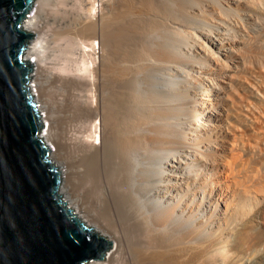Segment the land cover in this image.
<instances>
[{"label":"bare ground","instance_id":"1","mask_svg":"<svg viewBox=\"0 0 264 264\" xmlns=\"http://www.w3.org/2000/svg\"><path fill=\"white\" fill-rule=\"evenodd\" d=\"M25 28L59 193L110 243L88 264H257L231 163L239 128L264 151V0H34Z\"/></svg>","mask_w":264,"mask_h":264},{"label":"water","instance_id":"2","mask_svg":"<svg viewBox=\"0 0 264 264\" xmlns=\"http://www.w3.org/2000/svg\"><path fill=\"white\" fill-rule=\"evenodd\" d=\"M34 0H0V264H88L110 243L66 207L30 91Z\"/></svg>","mask_w":264,"mask_h":264},{"label":"rangeland","instance_id":"3","mask_svg":"<svg viewBox=\"0 0 264 264\" xmlns=\"http://www.w3.org/2000/svg\"><path fill=\"white\" fill-rule=\"evenodd\" d=\"M234 121V120H233ZM235 124H237L236 122H235ZM240 125V124H239ZM239 125L238 126H236V127H238L239 128ZM241 126V125H240ZM242 127V126H241ZM240 129V128H239ZM239 129H237V130H235V133L237 132V135L239 134L240 135V137H239V135H238V138L241 140L240 142H242L241 144L239 143L236 147H238V148H236V150H239V151H237V153H235V155L237 154V155H239V158L237 157V156H235L236 157V160L234 159V158H232L233 160H235L234 161V164H233V160L231 159V167L233 166V168L235 167L236 169H238V171L240 172H238V171H236V169H234L235 170V172H237V174H242V177L243 178H245V174H246V178H249L248 179V183H251L250 181H252V183L251 184H254L255 186H254V188H252V189H250V191L251 192H253L252 193V195L251 196H253V197H255V200L259 203V205H261L260 206V208L262 209V212L264 211V151H262L263 149H261V151L259 152V150H257L255 147H252V146H254V145H256L257 143L256 142H260L261 140H262V135L263 134H261L260 136H259V138H261V139H259V140H255V139H253V138H255V135H254V132L253 131H248L247 129L245 130V128L243 129V127H242V129H240V132H242V134H243V136H244V138L243 139H241L242 138V136H241V133L239 132ZM242 130V131H241ZM243 130H245V132H243ZM253 132V133H252ZM246 134L249 136H246ZM250 134V135H249ZM252 135V136H251ZM254 135V136H253ZM247 137V138H246ZM250 138V139H249ZM238 139V140H239ZM249 141V142H248ZM255 143H254V142ZM246 142V143H245ZM248 142V143H247ZM263 142V140L261 141V143ZM249 143L250 144H252V145H250V147L251 148H253L252 150H251V148L249 147ZM243 144V145H242ZM246 144V145H245ZM263 144V143H262ZM258 145H260V147H262L263 148V146L261 145V144H258ZM241 146V149L239 148ZM244 147V148H243ZM248 147V148H247ZM243 149V150H242ZM255 149H256V152H255ZM236 150H235V152H236ZM243 151V152H242ZM248 151H250V152H248ZM252 151V152H251ZM245 152V153H244ZM262 152V153H261ZM244 153V154H243ZM249 153V154H248ZM243 154V155H242ZM261 154V155H260ZM257 155V156H256ZM252 156V157H251ZM262 156V157H261ZM238 158V159H237ZM249 159V160H248ZM239 160H240V162L242 163L243 161V163L241 164L240 162H239ZM242 160V161H241ZM238 161V162H237ZM256 161V162H255ZM262 161V162H261ZM236 162V163H235ZM241 165H240V164ZM248 163V164H247ZM250 163V164H249ZM258 163V164H257ZM260 163V164H259ZM235 164H238V165H235ZM258 165V166H256V165ZM243 165V166H242ZM245 165V166H244ZM249 165H251V166H249ZM261 165V166H260ZM238 166V167H237ZM242 166V167H241ZM250 168H249V167ZM260 166V167H259ZM248 168V169H247ZM257 168H259V169H257ZM244 170V171H243ZM248 170V171H247ZM255 170V171H254ZM244 172H245V174H244ZM251 173V174H250ZM263 176V177H262ZM258 177V178H257ZM256 178L258 179V180H256ZM261 179V180H260ZM260 180V181H259ZM259 182V183H258ZM259 186V187H258ZM263 188V189H262ZM253 190V191H252ZM255 190V191H254ZM260 193H261V195H260ZM260 216V227H261V229H262V231L264 232V212L263 213H261V215H259ZM263 222V223H262ZM257 264H264V253L262 254V256L260 257V259L258 260V263Z\"/></svg>","mask_w":264,"mask_h":264}]
</instances>
